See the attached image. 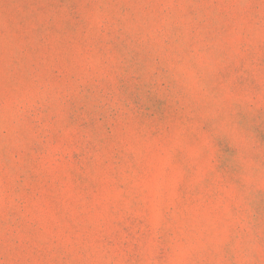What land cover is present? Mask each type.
I'll return each instance as SVG.
<instances>
[{"label": "rangeland", "instance_id": "obj_1", "mask_svg": "<svg viewBox=\"0 0 264 264\" xmlns=\"http://www.w3.org/2000/svg\"><path fill=\"white\" fill-rule=\"evenodd\" d=\"M0 264H264V0H0Z\"/></svg>", "mask_w": 264, "mask_h": 264}]
</instances>
